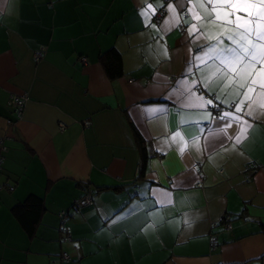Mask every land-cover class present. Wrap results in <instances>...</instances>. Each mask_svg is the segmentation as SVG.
Returning <instances> with one entry per match:
<instances>
[{"label": "crops", "instance_id": "crops-1", "mask_svg": "<svg viewBox=\"0 0 264 264\" xmlns=\"http://www.w3.org/2000/svg\"><path fill=\"white\" fill-rule=\"evenodd\" d=\"M144 6L0 0V264H264V115L257 108L236 146L210 137V147L181 156L165 144L185 118L192 132L205 126L202 110L170 95L203 41L183 23L145 27ZM110 49L121 60L115 79L100 60ZM204 75L194 70L189 80ZM222 86L197 84L206 97L238 99ZM22 94L29 100L16 119L7 103ZM160 107L164 114L146 113ZM132 127L145 146L141 174ZM87 192L91 203L76 212ZM30 195L43 202L32 237L12 214Z\"/></svg>", "mask_w": 264, "mask_h": 264}, {"label": "snow or ice", "instance_id": "snow-or-ice-1", "mask_svg": "<svg viewBox=\"0 0 264 264\" xmlns=\"http://www.w3.org/2000/svg\"><path fill=\"white\" fill-rule=\"evenodd\" d=\"M144 5L139 14L145 27L160 30L159 20L153 23L159 14L165 30L183 23L193 42L203 41L188 62L186 76L170 95L179 96L184 107L202 110L200 120L205 126L197 124L192 132L183 127L190 123L185 118L165 144L177 146L182 156L189 146L197 152L201 151L202 142L205 149L210 147V137L222 136L233 146L247 139L257 108L264 115V0H144ZM163 54L168 55L166 49ZM194 70L205 75L190 82ZM216 81L223 82L221 91L231 87L238 99L228 102L227 97L219 95L206 97L197 88L198 82L207 89ZM165 111L163 107L146 109L149 116ZM213 121L220 123L212 127ZM232 128L237 129L235 135L229 134Z\"/></svg>", "mask_w": 264, "mask_h": 264}, {"label": "trees", "instance_id": "trees-1", "mask_svg": "<svg viewBox=\"0 0 264 264\" xmlns=\"http://www.w3.org/2000/svg\"><path fill=\"white\" fill-rule=\"evenodd\" d=\"M100 60L104 66L107 76L110 79H115L121 76L122 69L120 56L114 49H110L104 53H101ZM132 132L141 150V174L144 172V164L146 162L145 146L143 140L140 138L139 133L133 127ZM86 195H88L91 199L90 192H87ZM42 213L43 202L40 198L33 195L28 196L25 201L16 204L12 208L13 216L19 222V224L25 230L26 234L29 237H32L34 235L35 228L39 223ZM67 217L68 214H66V218ZM261 231L264 235V225H262ZM62 256L63 258L68 259V256L66 254H63Z\"/></svg>", "mask_w": 264, "mask_h": 264}, {"label": "built area", "instance_id": "built-area-1", "mask_svg": "<svg viewBox=\"0 0 264 264\" xmlns=\"http://www.w3.org/2000/svg\"><path fill=\"white\" fill-rule=\"evenodd\" d=\"M166 12H164V17H165ZM159 20V24L162 22V19L160 18L159 14L157 17H154V23H156ZM41 57V52H37L35 54V60H39ZM83 63H86L84 59H82ZM29 97L27 94H22V95H11L9 96L8 99V107L11 108L12 113L14 114L16 119H20L22 117L23 114V110L24 107L26 105V103L28 102ZM87 125V124H86ZM63 129V126L60 125V130ZM6 151V147L3 145V141H0V162L2 160V153ZM252 168V166H248L247 168ZM198 187L201 186V183L197 184ZM9 190H12V188H10ZM91 203V199L89 198L88 195L78 199L77 201H75L74 205H73V209L75 211H78L80 208L85 207L87 205H89ZM66 212H61L59 214V217L61 218L62 221H64L66 219ZM224 230L226 231H230L231 230V217L228 215H225L224 218L221 221ZM213 239L211 240V243H213Z\"/></svg>", "mask_w": 264, "mask_h": 264}]
</instances>
